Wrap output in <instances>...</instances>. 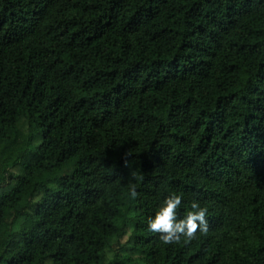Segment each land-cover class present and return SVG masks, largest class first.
I'll list each match as a JSON object with an SVG mask.
<instances>
[{"label":"trees","instance_id":"trees-1","mask_svg":"<svg viewBox=\"0 0 264 264\" xmlns=\"http://www.w3.org/2000/svg\"><path fill=\"white\" fill-rule=\"evenodd\" d=\"M0 264H264V0H0Z\"/></svg>","mask_w":264,"mask_h":264},{"label":"clouds","instance_id":"clouds-1","mask_svg":"<svg viewBox=\"0 0 264 264\" xmlns=\"http://www.w3.org/2000/svg\"><path fill=\"white\" fill-rule=\"evenodd\" d=\"M137 196L135 188L130 189V197ZM184 207V197L181 194L173 193L166 196L159 204L154 215L149 217L147 228L150 232L159 235L163 244H186L197 238L198 234L207 231L205 217L208 213L207 207L201 206L198 200H192L188 207L189 211L181 216V209Z\"/></svg>","mask_w":264,"mask_h":264}]
</instances>
